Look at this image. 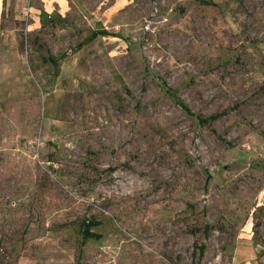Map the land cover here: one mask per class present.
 Wrapping results in <instances>:
<instances>
[{"label": "rangeland", "instance_id": "rangeland-1", "mask_svg": "<svg viewBox=\"0 0 264 264\" xmlns=\"http://www.w3.org/2000/svg\"><path fill=\"white\" fill-rule=\"evenodd\" d=\"M20 9L0 264H264V0H71L32 28Z\"/></svg>", "mask_w": 264, "mask_h": 264}, {"label": "crops", "instance_id": "crops-1", "mask_svg": "<svg viewBox=\"0 0 264 264\" xmlns=\"http://www.w3.org/2000/svg\"><path fill=\"white\" fill-rule=\"evenodd\" d=\"M21 1L20 12L31 17L29 25L34 27L41 25L42 20L49 16L57 14L66 10L69 5L71 7V0H17ZM123 0H116L119 4ZM6 8V0H0V20L2 19V12Z\"/></svg>", "mask_w": 264, "mask_h": 264}, {"label": "trees", "instance_id": "trees-1", "mask_svg": "<svg viewBox=\"0 0 264 264\" xmlns=\"http://www.w3.org/2000/svg\"><path fill=\"white\" fill-rule=\"evenodd\" d=\"M182 105L184 106V108L187 110V111H191L190 110V108H189V105L187 104V103H184V102H182ZM216 116H212L211 118H215ZM91 222H89V225H87V227H86V229H85V234H86V236L88 237V236H90V237H99V234H97L96 232H94V231H92L91 230V225H93V224H90Z\"/></svg>", "mask_w": 264, "mask_h": 264}]
</instances>
